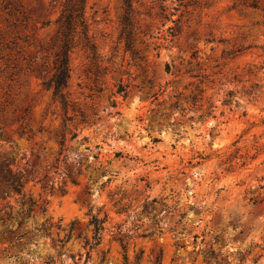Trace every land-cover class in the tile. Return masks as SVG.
<instances>
[{
    "label": "rangeland",
    "instance_id": "obj_1",
    "mask_svg": "<svg viewBox=\"0 0 264 264\" xmlns=\"http://www.w3.org/2000/svg\"><path fill=\"white\" fill-rule=\"evenodd\" d=\"M64 2L0 0V216L35 201L0 264H264V0H129L130 49L124 0H84L65 108Z\"/></svg>",
    "mask_w": 264,
    "mask_h": 264
},
{
    "label": "trees",
    "instance_id": "obj_2",
    "mask_svg": "<svg viewBox=\"0 0 264 264\" xmlns=\"http://www.w3.org/2000/svg\"><path fill=\"white\" fill-rule=\"evenodd\" d=\"M83 2L84 0H65L62 5L60 15L57 19L58 29H57V39H58V50L55 54L54 62H53V72L47 78L42 80V85L45 89L52 90V96L54 99L59 100L62 107L65 108L67 105L66 95L64 93V89L67 86L68 78H69V58L68 52L72 47L73 38L72 34L76 25H79L83 30H85V24L83 20ZM126 5L125 12L120 20V33L119 36L121 39H124V45L126 49L131 48V44L133 41V35L131 32V20L129 17V0H124ZM264 17V14H263ZM167 69V65L165 66ZM237 141H234L231 145L234 146ZM237 147L235 148L236 151ZM116 157H122L121 152L115 153ZM201 159L208 158L209 155L199 156ZM235 157L234 154L229 153L226 157V160H231ZM199 163V162H197ZM244 163L242 162L241 165ZM87 167V165L85 166ZM12 189L17 193H21V183L19 180L10 179L9 180ZM148 186V185H147ZM247 201L251 204H257L264 201V180H260L255 186L251 187L246 191L245 195ZM153 202H157L154 198ZM35 205V201L30 197L25 201H20V208L16 211L15 215L8 210L4 212L3 216H0V221L11 223V219L14 216H18L16 221V226H21L26 221V218L29 216L30 212L33 210ZM185 213H182L181 216H184ZM90 223L93 226V234H92V244L88 245V248H91L97 245L101 239V230L103 229L102 219H98L95 215H93L90 219ZM8 232H12L11 229L7 230ZM27 232H22L15 235V238L22 237ZM69 235H66L65 238L60 240V247L63 246L64 242L67 241ZM196 238L197 236L194 235ZM87 244V243H86ZM124 244L122 247L124 248Z\"/></svg>",
    "mask_w": 264,
    "mask_h": 264
}]
</instances>
